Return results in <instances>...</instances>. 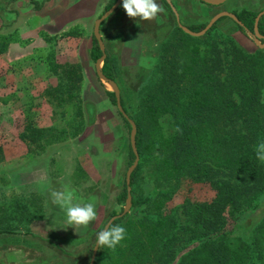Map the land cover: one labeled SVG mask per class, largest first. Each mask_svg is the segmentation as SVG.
I'll return each instance as SVG.
<instances>
[{
	"label": "rangeland",
	"instance_id": "obj_1",
	"mask_svg": "<svg viewBox=\"0 0 264 264\" xmlns=\"http://www.w3.org/2000/svg\"><path fill=\"white\" fill-rule=\"evenodd\" d=\"M33 2L41 5L39 10ZM110 2L0 0V225L14 229L0 232V264H89L97 233L126 206L117 202V196L134 162L129 161L130 128L112 107L106 95L112 87L99 79L96 63L90 59L94 24ZM157 3L164 12L153 20L128 17L121 3L99 26L130 119L151 87L161 43L178 27L164 1ZM172 3L184 27L206 24L222 11L264 10V0H227L217 9L198 0ZM232 23L219 22L215 35L222 30L246 52L264 51V46L259 47L264 39L256 45ZM58 65L79 66L80 103L67 96L46 95L56 93L53 90L61 83L60 72L55 73ZM99 67L102 72L103 63ZM169 122L164 118V129ZM44 161L46 165L37 166ZM259 163L264 171V162ZM143 170L146 167L137 181L149 195L153 187ZM62 189L73 191V203L95 198L97 219L87 227L69 226L65 211L51 203V191ZM135 191L131 197L139 192ZM213 195L209 185H185L166 210L185 198L207 201ZM126 216L125 220L133 218L132 204ZM263 219L264 201L256 215L245 216L244 229Z\"/></svg>",
	"mask_w": 264,
	"mask_h": 264
},
{
	"label": "trees",
	"instance_id": "obj_2",
	"mask_svg": "<svg viewBox=\"0 0 264 264\" xmlns=\"http://www.w3.org/2000/svg\"><path fill=\"white\" fill-rule=\"evenodd\" d=\"M33 5L35 10L41 7ZM232 13L243 25H235L238 29L253 32L259 12ZM224 20L232 23L222 18L202 37L176 27L161 43L151 87L131 117L139 156L130 176V193L139 190L131 197L134 216L111 224L125 227L126 237L115 248L99 247L93 264H264V219L244 229L245 216L256 215L264 201V171L254 151L264 141V51L246 52L222 30L215 35ZM204 26L185 27L199 32ZM258 31L264 37V15ZM92 41L90 59L96 63L101 51ZM111 63L107 57L103 60L102 73L115 82ZM57 72L61 83L54 88L56 93L46 95L80 103L79 66L58 65ZM106 95L115 109L114 94ZM121 106L127 113L122 99ZM164 118L170 121L167 129ZM134 158L129 149L130 163ZM142 167L153 187L149 195L138 185ZM194 184L209 185L213 197L185 198L166 210L181 188ZM122 185L117 202L124 204L127 189L125 182ZM0 232L14 229L1 224Z\"/></svg>",
	"mask_w": 264,
	"mask_h": 264
},
{
	"label": "clouds",
	"instance_id": "obj_3",
	"mask_svg": "<svg viewBox=\"0 0 264 264\" xmlns=\"http://www.w3.org/2000/svg\"><path fill=\"white\" fill-rule=\"evenodd\" d=\"M122 8L130 18H139L145 21L153 20L164 8L157 0H122ZM256 158L264 162V141L254 146ZM51 203L59 206L66 213V223L69 226L87 227L97 219L95 198L88 203H73L74 193L68 189L53 190L50 193ZM75 228V227H74ZM126 237V228L120 225H109L96 235V246L115 248Z\"/></svg>",
	"mask_w": 264,
	"mask_h": 264
},
{
	"label": "water",
	"instance_id": "obj_4",
	"mask_svg": "<svg viewBox=\"0 0 264 264\" xmlns=\"http://www.w3.org/2000/svg\"><path fill=\"white\" fill-rule=\"evenodd\" d=\"M167 5L169 6V8L171 9L172 13L175 16L176 22H177V26L186 34L192 36V37H202L203 35H205V33L211 29V27L221 18L227 17L230 18L232 21H234L236 24H238V26L243 27V25L241 24V22L237 19V17L229 12H221L217 15H215L204 27V29H202L200 32H192L190 30H188L186 27H184L183 25L180 24L179 21V16L175 10V8L173 7L172 3L170 2V0H164ZM200 2L206 4V5H211V6H219L222 5L226 0H199ZM122 3V0H116L114 5L110 7V9H108L94 24V30H93V34H94V38L97 41V44L100 48L101 51V57L97 60L96 62V73L97 76L99 77V79L103 82H106L107 84H109L112 87V93L114 94L115 97V102H116V108L119 111V113L122 115V117L128 122L129 126H130V147L131 150L134 154V162L133 164L129 167L127 173H126V177H125V184H126V189H127V196H126V206L124 207L123 211L118 214L115 215L113 217H111L107 223L104 225L103 229L108 227L109 225H111L115 220L120 219L122 217H124L127 212L129 211V208L131 207V193H130V176L131 173L133 172V170L136 168L137 164H138V160H139V156L137 154V150H136V146H135V135H136V126L135 123L128 117V115L124 112L122 106H121V97H120V92L119 89L116 85V83L114 81H111L109 79H107L103 73L100 70V63H103V60L106 58L105 56V52H104V45L103 42L101 40V36L99 34V26L100 23L103 22L105 19H107L116 9L117 7ZM264 15V10L261 11L260 13H258V15L255 18V24H254V28H253V32L251 33L250 31L245 30V32L250 35L253 40L254 43L256 45L259 44V40L260 39H264V37H262L259 34L258 31V21L260 19L261 16ZM264 45H260L259 47H263ZM102 229V230H103ZM101 230V231H102ZM97 250H98V246H96V242H95V246L93 248V252L91 255V259H90V263L89 264H93L96 254H97Z\"/></svg>",
	"mask_w": 264,
	"mask_h": 264
},
{
	"label": "crops",
	"instance_id": "obj_5",
	"mask_svg": "<svg viewBox=\"0 0 264 264\" xmlns=\"http://www.w3.org/2000/svg\"><path fill=\"white\" fill-rule=\"evenodd\" d=\"M198 1H199V0H198ZM226 1H227V0H226ZM226 1H225L222 5H219V6H211V5H206V4H204V3H203V4H204L207 8H210V9H217V8H222V7H224ZM170 2L172 3V0H170ZM199 2H200V1H199ZM201 3H202V2H201ZM164 4H165L166 6H168L166 2H164ZM172 5H173V3H172ZM168 7H169V6H168ZM173 7H174V6H173ZM170 10H171V9H170ZM222 12H226V11H222ZM220 13H221V12H220ZM231 13H232V12H231ZM177 14H178V13H177ZM218 14H219V13H218ZM232 14H233V13H232ZM216 15H217V14H216ZM178 16H179V15H178ZM214 16H215V15H214ZM214 16H213V17H214ZM213 17H212V18H213ZM212 18H211V19H212ZM224 18H227V17H224ZM211 19H210V20H211ZM221 19H222V18H221ZM229 19H230V18H229ZM210 20H209V21H210ZM219 20H220V19H219ZM179 21H180V18H179ZM209 21H208V22H209ZM208 22H207V23H208ZM207 23H206V24H207ZM206 24H205V25H206ZM215 24H216V23H215ZM215 24H214V25H215ZM204 27H205V26H204ZM211 28H212V27H211ZM202 29H204V28H202ZM202 29H201V30H202ZM201 30H200V31H201ZM200 31H199V32H200ZM205 34H206V33H205ZM203 36H204V35H203ZM38 164H39V165H37V166H42V167H43V166L46 165L47 163L44 161L43 163L39 162ZM36 168H38V167H36ZM36 173H37V172H36ZM32 176L34 177V173L32 174ZM34 179H35V177H34Z\"/></svg>",
	"mask_w": 264,
	"mask_h": 264
}]
</instances>
